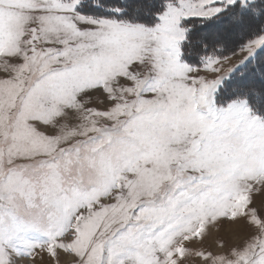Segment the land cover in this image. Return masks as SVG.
I'll use <instances>...</instances> for the list:
<instances>
[{
  "label": "snow or ice",
  "instance_id": "1",
  "mask_svg": "<svg viewBox=\"0 0 264 264\" xmlns=\"http://www.w3.org/2000/svg\"><path fill=\"white\" fill-rule=\"evenodd\" d=\"M46 258L264 264V0H0V264Z\"/></svg>",
  "mask_w": 264,
  "mask_h": 264
},
{
  "label": "rangeland",
  "instance_id": "2",
  "mask_svg": "<svg viewBox=\"0 0 264 264\" xmlns=\"http://www.w3.org/2000/svg\"><path fill=\"white\" fill-rule=\"evenodd\" d=\"M235 60H236V58L234 57L233 62H235ZM233 227H235V226H230V225L225 224L222 226L221 232L219 234L227 235L228 232L230 231V229H232ZM233 239L237 240V241L243 239V233H239L238 235L234 236ZM42 264H47V258L45 259V262H42Z\"/></svg>",
  "mask_w": 264,
  "mask_h": 264
}]
</instances>
